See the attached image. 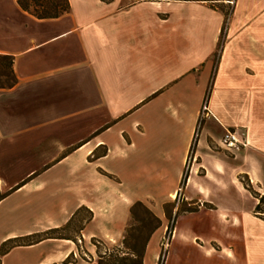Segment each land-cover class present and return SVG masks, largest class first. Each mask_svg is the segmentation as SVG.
Here are the masks:
<instances>
[{"label": "crops", "instance_id": "crops-1", "mask_svg": "<svg viewBox=\"0 0 264 264\" xmlns=\"http://www.w3.org/2000/svg\"><path fill=\"white\" fill-rule=\"evenodd\" d=\"M94 5L102 13L41 20L17 0H0V54L14 57L18 78L15 87L0 89V189L22 185L0 202V248L9 239L60 228L81 208L93 213L82 231L88 259L76 241L48 239L13 249L2 264H98L88 240H122L134 203H145L165 223L164 205L184 190L186 201L217 211L205 201L206 182L221 184L237 156L246 161L252 148L264 149L263 77L248 60L255 54H248L249 43H259L257 18L246 15L241 26L231 25L217 62L224 15L206 3ZM206 99L210 116L201 123ZM239 100L238 109L232 101ZM227 130L248 142L234 159L220 147ZM102 147L107 155L92 160ZM190 156L195 160L187 168ZM226 216L215 223L221 235H183L182 246L194 252L176 259L167 253L165 264H264V237L230 235L229 227L241 223ZM247 219L264 227L254 214Z\"/></svg>", "mask_w": 264, "mask_h": 264}, {"label": "rangeland", "instance_id": "rangeland-1", "mask_svg": "<svg viewBox=\"0 0 264 264\" xmlns=\"http://www.w3.org/2000/svg\"><path fill=\"white\" fill-rule=\"evenodd\" d=\"M105 3H110L112 0H106ZM122 7H129L130 0H120ZM71 2V13L73 14H79L80 12H84L88 9L99 13H102V9L95 7L94 0H70ZM156 2H164V3H171V2H183V1H156ZM143 3V2H141ZM139 4V3H137ZM212 8L211 5L208 4ZM221 10L225 12L227 17L224 15V24L223 27L224 33L220 37L222 41V47L217 52V55L214 59V61H219L221 59L222 52L225 48L226 42L228 40L229 30L234 27H239L244 22V18L246 15L252 16L251 19L257 18V29L256 32L258 33L259 37V43L258 45L250 44L249 43V52L255 51L254 58H251V55H249V61L256 67L258 70V74L263 77L259 80H263L262 85L260 84V92H262L264 97V0H235V1H225V4L218 5ZM215 10V9H214ZM105 11V10H104ZM103 11V12H104ZM184 10L174 9V12L181 13ZM233 14V18L231 20V23H229V17ZM31 15V14H30ZM186 26V25H185ZM170 28H168L169 31ZM171 32H167V41L173 40L170 35ZM263 39V43L261 41ZM220 41V40H219ZM184 43L187 44L188 48L191 44V39L184 35ZM256 55L258 58L256 59ZM251 80V79H249ZM217 100V99H216ZM218 101V100H217ZM216 101V102H217ZM224 101H221L223 104ZM232 104L234 106H237L239 109L240 105L243 104L242 100L239 101H232ZM207 106L209 108V99H206L203 102L202 108H201V114H200V122H204L207 117L203 115L204 107ZM210 110V108H209ZM143 114H135L131 115L130 118L126 117V120L124 122H121V127L127 128V126L131 123L132 119L134 118H140ZM261 117L264 121V105L261 109ZM108 139L113 138V134H109ZM221 147V144H220ZM248 147V146H247ZM246 147V148H247ZM245 148V149H246ZM244 150V149H243ZM242 150V151H243ZM241 151V152H242ZM252 152L251 157L246 161H240L238 160V157L231 162L232 169L228 171L223 177L221 184H216L215 182L208 181L206 183L209 184L208 192L204 195L205 201L210 202L213 205H215L218 210H209L208 208H213L212 205L204 206V209H201L198 213L194 214H187V215H181L178 217L176 222V233L172 239V242L170 245H168V226H171L172 223H162V226L160 229L157 230V232L153 235L151 241L149 242L146 258L144 261V264H158V261L160 259V254L163 253L165 249L168 250V257L171 256V258L176 259L181 251H184L186 253L194 252L193 248H191L189 245L186 244V246H182V236L186 235L190 238L194 237L195 235L198 236H208V235H221L223 232L220 228L217 227V224L215 226V223H223L221 221V217L224 213H227L226 218L229 216H236L239 223H241L237 228L236 227H229V233L230 235H261L264 237V227H261L257 224H249V223H256L251 222L247 219L248 214H253L254 206H255V198L253 195L245 188L246 185H251L252 188L259 192L264 193V149L262 148H252L250 150ZM229 155L233 157V159L236 157L238 153H230L227 152ZM195 159H193L192 156L189 157V161L187 164V168L191 167V164L193 163ZM249 173V175L253 176L257 182H253L251 177L246 174ZM172 182L169 184L167 189L160 190L157 195H155V199L160 201L161 199L165 198L168 189L171 188ZM9 192V191H8ZM6 193V192H4ZM180 195V196H179ZM179 207L184 206V200H185V194L184 190L179 191ZM177 198V196L175 197ZM186 201V200H185ZM195 203H200L203 205L202 202L199 201H192ZM175 213V211H174ZM221 213V214H220ZM87 217V212L82 211L76 219L74 225L72 228L65 232V234L70 235L72 237H76V242L79 245V251L81 253V256L85 259H88L90 257L87 248L85 246V242L83 240L82 232L78 233L77 228L81 221ZM232 220H230L228 223H231ZM135 222L132 218L130 223H128V227L131 225H134ZM12 223H9L11 225ZM30 224V223H24ZM126 228V229H127ZM126 232V231H125ZM125 236V235H124ZM124 238V237H123ZM82 240V241H80ZM97 242H93L88 240V245L90 247L97 246L101 249V251H105L104 247H107L109 249H115V248H122V240H120L116 244H108L103 240L96 239ZM103 242V244L101 243ZM104 245V246H103ZM156 254H159V258L156 259ZM97 259L98 257V248H97ZM71 262H73L71 260Z\"/></svg>", "mask_w": 264, "mask_h": 264}, {"label": "trees", "instance_id": "trees-1", "mask_svg": "<svg viewBox=\"0 0 264 264\" xmlns=\"http://www.w3.org/2000/svg\"><path fill=\"white\" fill-rule=\"evenodd\" d=\"M107 2L106 0H103ZM163 0H130L129 7L136 5L141 2H156ZM165 1H183V2H199L206 3L212 6L213 9L221 12L227 17L225 12L220 9L218 5L225 4V1H235V0H165ZM17 3L21 9L37 19H57L61 16L69 13L71 11L70 0H17ZM233 18V14L229 17V23ZM225 27L222 28L221 36L224 33ZM222 41L220 39L217 50L214 54V58L217 55L220 47L223 48ZM18 84V78L14 70V57L10 55L0 54V89H11ZM72 149L64 152L59 160L66 157ZM107 155V148H100L99 152L95 151L92 160H97L101 157ZM107 175V174H106ZM110 177V175H108ZM187 181L186 175H184L182 180V186L185 185ZM24 184V183H23ZM12 189L9 192H2L0 189V202L3 201L9 194L20 188ZM245 188L253 195L255 198V206L253 214L256 218L264 221V194L255 191L251 185H246ZM180 196V195H179ZM185 204L179 207V198H177L164 205V212L168 223H172L168 226V245L170 244L171 238L173 236L176 222L179 216L185 214H191L198 212L202 207L210 205L200 203L183 201ZM82 211L87 212V217L81 221L78 226L77 232H82L86 225L89 224L93 218V213L87 208H81L72 219L64 226L56 229L47 230L41 233H36L28 235L25 237L9 239L1 245L0 248V264H2L3 258L9 254L13 249L17 247H27L39 244L48 239H66L76 241L75 237L65 234L74 225L76 219H78ZM175 211V213H174ZM131 218L137 222L126 229L125 236L122 241V248L109 249L104 247L105 251H101L98 248V264H144L145 257L147 254V249L149 242L151 241L153 235L162 226V221L157 215L143 202L138 201L134 203L130 208ZM93 242H97L93 239ZM103 244V242H101ZM104 246V245H103ZM168 250L165 249L164 254H160V259L158 264H165ZM71 258V257H70ZM70 258L66 261L69 262Z\"/></svg>", "mask_w": 264, "mask_h": 264}, {"label": "built area", "instance_id": "built-area-1", "mask_svg": "<svg viewBox=\"0 0 264 264\" xmlns=\"http://www.w3.org/2000/svg\"><path fill=\"white\" fill-rule=\"evenodd\" d=\"M203 115L210 116V110L204 107ZM248 146L245 134H239L236 130H227L221 140V148L230 153L241 152Z\"/></svg>", "mask_w": 264, "mask_h": 264}]
</instances>
